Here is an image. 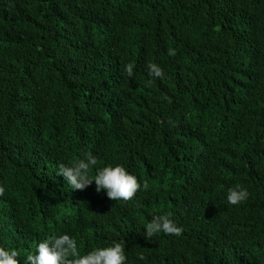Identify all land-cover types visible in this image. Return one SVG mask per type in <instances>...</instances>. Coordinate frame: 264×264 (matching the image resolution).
<instances>
[{
  "label": "trees",
  "instance_id": "1",
  "mask_svg": "<svg viewBox=\"0 0 264 264\" xmlns=\"http://www.w3.org/2000/svg\"><path fill=\"white\" fill-rule=\"evenodd\" d=\"M88 152L147 187L72 190L58 165ZM0 188L19 264L61 233L127 264H264V0H0ZM167 213L181 236L145 240Z\"/></svg>",
  "mask_w": 264,
  "mask_h": 264
},
{
  "label": "clouds",
  "instance_id": "2",
  "mask_svg": "<svg viewBox=\"0 0 264 264\" xmlns=\"http://www.w3.org/2000/svg\"><path fill=\"white\" fill-rule=\"evenodd\" d=\"M149 77L163 78V71L156 63H147ZM131 78L133 68L125 67ZM98 158L91 152L83 158L76 159L69 165H58L57 176H61L72 190H84L94 183L96 193L104 192L109 200L130 201L138 190L147 184L138 183L137 178L122 164H106L98 167ZM3 188H0V193ZM248 198L247 189L236 185L227 189L226 200L230 205H239ZM171 213L153 218L144 225L143 237L149 240L154 235L163 234L179 237L183 229L170 218ZM18 252L15 249L0 247V264H19ZM138 258L143 260V255ZM25 264H127L124 244L112 241L107 246H96L81 253L77 240L67 233L50 235L39 242L35 254L29 253Z\"/></svg>",
  "mask_w": 264,
  "mask_h": 264
}]
</instances>
